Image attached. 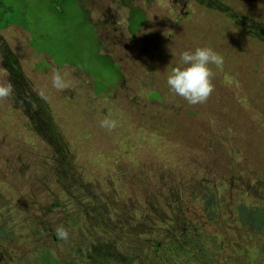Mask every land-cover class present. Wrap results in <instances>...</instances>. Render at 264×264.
Listing matches in <instances>:
<instances>
[{
	"label": "rangeland",
	"instance_id": "374dc122",
	"mask_svg": "<svg viewBox=\"0 0 264 264\" xmlns=\"http://www.w3.org/2000/svg\"><path fill=\"white\" fill-rule=\"evenodd\" d=\"M94 1L99 10L118 12L105 32L100 14L76 4L61 14L50 0H0L1 22L32 29L0 31V82L15 89L0 101V223L9 220L10 250L21 260L48 245L64 261L80 253V242L93 243L107 231L111 243L104 249L121 256L119 264H185L180 257L154 260L152 241L171 244L172 232L188 251L200 245L204 263L239 264L225 262L228 254L213 239L187 232L183 201L199 203L202 184L219 186L223 242L231 251L249 234L233 220L234 208L244 203L264 213V46L255 38L264 25V0H136L148 23L134 37L120 0ZM237 9L246 18L231 16ZM226 16L235 20L230 26ZM246 19L251 23L242 30L239 21ZM219 20L223 39L214 38ZM197 47L221 49L224 64L222 70L210 65L215 89L193 106L174 96L167 76L183 51ZM54 69L68 89L52 87ZM41 89L46 100L37 95ZM176 101L179 111L170 108ZM105 117L118 121L115 130L99 127ZM111 196L123 216L108 204ZM58 225L68 229L69 240L52 244ZM262 241L251 239L257 246Z\"/></svg>",
	"mask_w": 264,
	"mask_h": 264
},
{
	"label": "trees",
	"instance_id": "16d2710c",
	"mask_svg": "<svg viewBox=\"0 0 264 264\" xmlns=\"http://www.w3.org/2000/svg\"><path fill=\"white\" fill-rule=\"evenodd\" d=\"M124 1L125 3L127 2L126 0ZM237 1H241V0H237ZM67 2H70V6L71 5L73 6L75 4L74 0H62L58 2L59 6H57L56 9L54 5L52 6V8L56 12L61 13V14L64 12L68 13L67 10L69 6ZM121 3H123V1H121ZM240 4H242L243 6L244 2L242 1V3ZM239 12H240V9L231 11V16L236 17L239 15ZM224 18L226 20H223V21H225L228 25L232 24V22L235 21L234 18H230L229 16L228 17L226 16ZM238 18H246V17H244L243 15H240L238 16ZM22 20L24 21V18ZM223 21L219 20L213 23V24H218L217 31L215 33L214 38L223 39L224 33L221 30L222 24L224 23ZM127 22L129 23L128 31L131 34V36L134 37L136 33L144 25H147L148 19H147L145 12L135 9L131 13V16H129V19H127ZM248 22L251 23V20L246 19V20L239 21V25H241L242 30H245L247 28ZM13 24H17V23L12 22L10 20H5L1 22L0 20V30L6 29L10 27V25H13ZM20 28L32 34V29L29 26L20 25ZM237 36L239 38L242 37V35H239V34ZM255 36H256L255 38L259 41L260 46L263 47L264 46V25L261 30L255 33ZM99 41L101 43L102 40H99ZM217 50H218L217 52H220L221 49H217ZM219 54L223 55L224 52L219 53ZM102 56L103 55H98V57H101V59L103 60L105 57L104 56L102 57ZM262 57L264 58V53L262 54ZM176 66L177 64L170 65L169 68L172 71V69ZM178 66L182 67L183 65H181V62H180V65ZM116 70H117L116 77L118 78L119 81H121L123 78V75L121 74L120 69L118 67L116 68ZM174 96H177V95H174ZM160 100L163 101L162 96ZM170 108L174 110H178V111L180 110V106L178 105L177 101L172 103ZM167 125L169 124L167 122H164L163 125L159 126V129L162 131H165V128L167 127ZM237 151H239L238 148H236V152ZM218 188L219 186L212 188V187L207 186V184H202L203 192L201 196L199 197L200 199L199 203L197 202V200H194L193 198H188L187 200L183 201L184 213L186 214L184 216V219L186 220L188 224H190V226L186 229L187 232H189L190 229H196L199 231V234L197 235L200 238H203L205 240L213 239L215 243L217 244V246L220 248L219 250L221 251V253L228 254V256H224L225 259L223 260L225 262L235 260L236 263L240 264V260L237 258L245 256L242 264H264V213L258 207L246 206L244 203H240L236 208H234L235 214H234L233 220L237 222L238 224H240V227L243 230V232H245L246 230V231H249V234L244 233L243 236L248 235V237L246 239L241 238V240H238L237 241L238 246H236V248L232 247L233 251H231L229 247V242L227 240L223 242L224 236L222 234H223V230L225 229V226H224V220L222 218V216H224V207L222 208V206L224 203L222 201L223 195L220 194V192H218L219 193V197H218L217 193H214V190H218ZM188 191L189 190H187V192ZM111 197L112 198L110 199L108 204L110 205L112 210L116 212V208H115L116 200L113 196ZM200 203L203 204L201 207H200ZM79 206H80V203H79ZM110 207H107V209H109ZM79 209H80L79 207L75 208V214L79 211ZM192 212H197V215L192 217L191 216ZM116 213H120L123 216L124 211L122 209H117ZM182 218H183L182 216L174 217V219L178 221H181ZM72 221H73V224H78L73 218H72ZM170 222L173 223L172 220H170ZM8 224H9V220H6V219L0 223V264H8L11 261H12V264H91L88 262L87 258L97 259L98 262H94L92 264H119L120 262L117 263V260L118 261L122 260L121 256L116 255L114 253H109L107 249H104V247H106L107 244L111 243V240H110L111 237L107 233V231L100 232V235L94 238L93 243H91V240L93 238L89 240L88 243L80 242L78 244L80 248V253L74 251V254H72L73 259H68L67 257L66 260L61 261L57 253L53 250H50V246L43 245L39 251L34 250L35 252H34L33 257H30L33 254L32 252H30L33 250L30 249L28 253L25 256H23L21 260H19L17 257L19 256V253L14 254V252L10 250L9 241L11 242L10 238L12 237L11 236L12 233L10 232L9 229H7ZM25 227L28 228V226H25ZM44 228L46 230V225H43V229ZM175 231H177V227H175ZM167 235H169L167 236V238L171 239L172 245L170 243L162 244V240L152 241L154 245H151V247L154 248L155 254H156L154 260L161 259L162 261L168 262L170 259H175L177 257H180V258L185 259V264H210V263H204V261L202 260L203 258L201 256L202 248L200 245L198 247H195L194 245L193 247L194 250L188 251L187 249L183 248L184 241H182V239L177 234L170 232ZM254 235L260 236L261 240H263L259 246L251 243V239L253 238ZM52 238L55 239V241L53 239L50 240L51 241L50 243L52 244L54 242L56 243V241H60L59 239H57L55 235H53ZM49 239H47V241ZM195 244H198V243L196 242ZM250 246L253 247L252 250H249V248H251ZM127 247L131 253L132 248L128 245ZM81 252H83L84 256H82ZM133 252L135 253V247L133 248ZM16 257H17V260H16L17 262L14 261V258ZM104 259L107 262L102 261ZM22 260H24V262ZM212 263L222 264V260H215ZM123 264H131V262H124ZM133 264H136V263L133 262ZM155 264H161V263L156 262Z\"/></svg>",
	"mask_w": 264,
	"mask_h": 264
},
{
	"label": "clouds",
	"instance_id": "9594fccd",
	"mask_svg": "<svg viewBox=\"0 0 264 264\" xmlns=\"http://www.w3.org/2000/svg\"><path fill=\"white\" fill-rule=\"evenodd\" d=\"M181 66L174 67L167 76L169 90L189 105L204 104L212 95L215 86L212 83L214 72L210 65L217 69L223 68L224 58L210 47H197L194 52L183 51L180 54ZM51 85L57 91H63L70 87L65 75L60 70L54 69L51 73ZM14 85L11 81L0 82V101L7 100L14 94ZM40 99L46 100L43 89L37 92ZM118 121L105 117L99 122V127L109 132L116 129ZM69 231L63 225L55 228L57 239L67 242Z\"/></svg>",
	"mask_w": 264,
	"mask_h": 264
},
{
	"label": "flooded vegetation",
	"instance_id": "af4514ba",
	"mask_svg": "<svg viewBox=\"0 0 264 264\" xmlns=\"http://www.w3.org/2000/svg\"><path fill=\"white\" fill-rule=\"evenodd\" d=\"M51 4L54 5L55 9L57 8V6H59L58 2L62 1V0H50ZM92 0H74L76 5H79L81 7V10L85 13L91 14L92 12L100 14L103 17V22H100V28L99 31L101 32H105L107 30V28H109V26L111 27V23L114 24L113 20L115 19V15L118 13L116 11V9L111 8V7H106L103 10H99L102 8V4L98 5V2H93L92 4H90L89 2H91ZM121 1H123V3H121ZM127 2L125 3L124 0H120V3L118 2V9H125L127 10V19H129V16H131V13L133 12V10H140L145 12L144 7L140 6L139 4H136V0H126ZM68 6L70 8V2H67ZM89 6L91 7V10L89 8ZM101 6V7H100ZM60 9V8H58ZM112 24V25H113ZM106 25V27H105ZM13 26L15 28H20L17 27V25L13 24L10 25V27ZM9 28V27H8ZM127 28H129V23L127 25ZM21 29V28H20ZM4 30V29H2ZM0 30V31H2ZM23 30V29H21ZM24 31V30H23ZM27 32V31H26ZM100 46H102V44H99ZM40 54V53H37Z\"/></svg>",
	"mask_w": 264,
	"mask_h": 264
}]
</instances>
